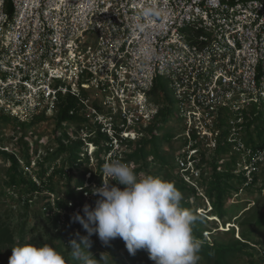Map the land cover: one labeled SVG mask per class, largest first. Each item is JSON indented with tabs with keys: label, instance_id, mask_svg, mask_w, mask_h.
<instances>
[{
	"label": "built area",
	"instance_id": "2783aa9c",
	"mask_svg": "<svg viewBox=\"0 0 264 264\" xmlns=\"http://www.w3.org/2000/svg\"><path fill=\"white\" fill-rule=\"evenodd\" d=\"M149 6L156 14L142 16ZM159 80L183 121L184 181L198 189L202 153L224 143L251 182L264 165V0H0V118L55 120L70 96L86 121L73 138L96 149L99 131L108 162L166 105L152 99ZM252 109L257 149L247 144Z\"/></svg>",
	"mask_w": 264,
	"mask_h": 264
},
{
	"label": "trees",
	"instance_id": "16d2710c",
	"mask_svg": "<svg viewBox=\"0 0 264 264\" xmlns=\"http://www.w3.org/2000/svg\"><path fill=\"white\" fill-rule=\"evenodd\" d=\"M151 94L152 99L157 102L163 100L166 105L160 109L154 121L142 131L143 137L136 143L130 142L127 148L121 151L122 158L117 153L114 159L129 163L137 173L145 172L174 183L175 187L182 193L181 207L190 209L198 217L192 225L193 235L202 244L198 253V264H234V261L243 255L253 257L254 253L252 250L256 248L254 246L260 244L259 241L255 240L254 233L264 227V213H259L258 211L259 205L264 202V186L256 191L260 194V197L255 202V205L244 212L245 215L250 216L251 221H245L241 224L243 228L241 239L235 238L234 227L230 229L232 232L230 241H224L214 236L212 232L213 229H217V227H214L217 221L211 219V217H216L219 221L226 223L225 220L229 213L227 204L234 194H238L243 188L255 193L253 188L259 184L261 179L259 173L254 174L251 182L248 181V178L243 173H236L237 156L232 152L231 146L224 143L220 144L218 149L211 153L210 159H208L209 155L206 152L202 153V160L198 165L202 172L198 180L201 190L199 186L197 189L187 184L178 174L174 175L170 170L167 171L169 163L162 156L161 143L165 140L170 142L175 137L164 132V123L171 117L175 106L171 91L163 80H159L156 83ZM78 109L79 104L76 99L66 96L62 100L57 118L54 120V141L57 146L55 148L47 147L46 155L37 161V167L33 171L38 178L39 184L26 171V167L31 166L33 159L29 139L24 137V134L21 136L19 140V148L21 150H19V156L17 152L1 149L4 148L5 144L2 139V133H0V158L5 159L10 165L7 169L6 185L10 187L12 195L19 196L27 207L35 195L46 192L50 194L47 197L48 202L45 209L50 215L53 214V223L58 229L56 236L60 240V243L55 245L54 248L65 257L66 264H81V261L72 257L71 250H67L65 245L69 244L71 240L77 239L76 233H79L80 236L87 235L82 225L73 221L74 214H76L74 211L77 207H81L77 213L83 216V205L88 204L93 208L95 207V202L99 197L92 195V189L102 185V166L107 162L102 156L111 150L110 147H105L104 145L108 138L99 131L96 132L95 136L89 140L96 145L97 170L89 171L86 168L84 172L75 173L82 166L90 164V158L84 150V143L73 138V135L79 134L80 124L86 122L79 115ZM73 110L75 114L71 115ZM244 118L247 126V144L254 149L262 147L263 142L258 143L255 139L262 135V130L257 125L259 118L255 116V109L245 112ZM38 122L33 121L32 123ZM65 124H73L76 129L70 133ZM17 125L19 127L24 126L23 129H20L25 131L29 124L17 122ZM252 126H255L254 131H251ZM38 145L36 142V154ZM87 174L90 175L88 178L86 177ZM60 183L66 186L63 198L60 197L57 190V185ZM119 187L122 188L123 186ZM51 195L56 196L54 200H51ZM205 200H208L211 204V213H208V216L198 213L202 202H205ZM62 224H65V227L60 230ZM77 242H79L78 239ZM101 244L108 249L109 257L111 260H115L117 264L150 263L149 253L143 249L138 250L135 255L128 252V257H125L122 254L123 249L126 247L125 242L120 238L110 241L107 245L102 242ZM16 245L20 244H15L10 226L0 214V248H8V257L10 258L12 255L11 248ZM89 251L93 256L98 250L97 247H90ZM260 252L262 257L260 263H264V251ZM9 258L6 262L0 260V264H9ZM94 258L96 259V257Z\"/></svg>",
	"mask_w": 264,
	"mask_h": 264
},
{
	"label": "clouds",
	"instance_id": "9594fccd",
	"mask_svg": "<svg viewBox=\"0 0 264 264\" xmlns=\"http://www.w3.org/2000/svg\"><path fill=\"white\" fill-rule=\"evenodd\" d=\"M155 14L150 6L141 13L146 17ZM102 173V185L92 189V195L99 197L95 207L85 204L84 215L76 213L73 217L87 232L86 236L76 233L79 242L73 239L67 246L74 259L81 264H105L107 254H101L97 261L89 251L90 237L95 234L105 245L122 239L132 255L146 250L155 264H198L202 244L192 230L198 217L181 207L182 193L173 182L137 173L120 159L104 163ZM11 249L9 264H66L62 253L47 243H25Z\"/></svg>",
	"mask_w": 264,
	"mask_h": 264
},
{
	"label": "rangeland",
	"instance_id": "374dc122",
	"mask_svg": "<svg viewBox=\"0 0 264 264\" xmlns=\"http://www.w3.org/2000/svg\"><path fill=\"white\" fill-rule=\"evenodd\" d=\"M91 36H86V39H89ZM54 119H48L45 122H39V123H31L27 125V129L21 130L24 128V126L19 127L17 125V121L14 120L11 117H1L0 118V133H2V139L4 141V148L7 151H14L19 154L20 150V144L19 140L21 136L24 134L26 138L29 139V144L31 145L33 143V146L36 144L38 145V152L36 154V146L30 147L31 155L33 156L32 159V167L31 171L36 169L34 168V162L36 155H41L44 157L46 155V149L49 148H55L57 145L54 141L55 138V124ZM262 122H260V125ZM21 128V129H20ZM68 131L70 133L73 132V128H69ZM164 132L168 134H172L175 136L172 141L167 142L166 140L161 143V152L162 156L166 159V161L169 163V166L167 168V171L170 170V172L174 175H179L181 177V173L179 170L178 163L176 162V157L181 155L184 147L183 143L184 140L182 137H180L184 132V126L183 121L179 115V112L174 109V112L172 113L171 117L168 118L164 123ZM77 136V135H76ZM74 139H78L77 137ZM87 148V147H86ZM21 151V150H20ZM96 152L95 148H87L85 152L87 155L92 157L93 159H90V164L82 166L81 169L77 172H84L87 168L89 171H96L97 170V161L95 154H92L93 152ZM36 154V155H35ZM209 158H211L212 154H208ZM109 159L110 155H106ZM104 155L102 156L103 158ZM228 157V156H227ZM106 159V160H107ZM34 160V162H33ZM9 163L3 159L0 158V214L3 217L4 221L10 226V229L13 233L14 242L15 244H25V243H31L37 246H42L43 244L47 243L51 246H55L60 243V240L57 239V233L58 229H56L54 223H53V214H49L46 211V203L47 197L50 195L49 193H43L35 195L32 200L30 201L29 206H25L23 204V201L19 198L17 195H12V192H10V187L6 185V174L7 169L9 168ZM89 173V172H88ZM145 173V172H144ZM260 175L259 184L253 188L255 193H251L250 190L247 188H243L238 194H234V196L231 198L229 203L227 204V207L229 209L228 216L226 218V223L223 221L217 220L216 225L214 227L217 229L214 230L212 234L216 237H219L220 239L224 241H230L232 239V232L230 229L234 227V236L236 239H241L242 230L241 224L245 221H251V218L249 215H245L244 212L252 208L255 205V202L259 199L260 194L256 192L258 189L263 188L264 186V165L261 166L260 171L258 172ZM89 177V174L86 176ZM199 189L201 190V185L198 183ZM66 186L64 184H58L57 190L60 194V197L63 198L64 192H65ZM252 190V191H253ZM203 192V190H202ZM56 196H51V200H54ZM201 209L198 210V213L204 216H208V213H211V204L208 202V200H205V202H202ZM259 213H264V202L259 205L258 207ZM213 217H211L212 219ZM239 218L238 220H236ZM65 227V224H62L61 229ZM228 233V234H227ZM209 235V234H208ZM210 236V235H209ZM254 238L256 241H259L260 244L254 246L252 252L254 253V256L249 255H243L242 257H238L234 264H264L260 263L261 252L264 251V227L260 229V231L254 233ZM213 240V238H211ZM90 240L92 242L91 248L97 247V252L93 255L96 257L97 261H100L101 254H107L108 256L105 257V264H117L115 260H111L109 257L108 249L105 246H102L99 238L97 235H92L90 237ZM68 245V244H66ZM65 245L66 249L71 250ZM260 250V251H259ZM8 248H0V260L3 262H6L8 257ZM138 251V250H137ZM127 248L125 247L122 251V254L125 257L127 256ZM99 256V258H97ZM149 264H155L154 261L150 260Z\"/></svg>",
	"mask_w": 264,
	"mask_h": 264
},
{
	"label": "bare ground",
	"instance_id": "6f19581e",
	"mask_svg": "<svg viewBox=\"0 0 264 264\" xmlns=\"http://www.w3.org/2000/svg\"><path fill=\"white\" fill-rule=\"evenodd\" d=\"M212 219H213V220H215V219L218 220L216 217H213Z\"/></svg>",
	"mask_w": 264,
	"mask_h": 264
},
{
	"label": "water",
	"instance_id": "95a60500",
	"mask_svg": "<svg viewBox=\"0 0 264 264\" xmlns=\"http://www.w3.org/2000/svg\"><path fill=\"white\" fill-rule=\"evenodd\" d=\"M216 220V219H215ZM217 221V220H216Z\"/></svg>",
	"mask_w": 264,
	"mask_h": 264
}]
</instances>
